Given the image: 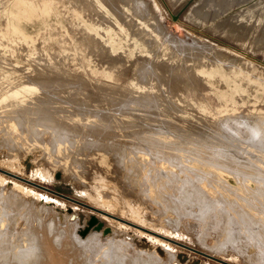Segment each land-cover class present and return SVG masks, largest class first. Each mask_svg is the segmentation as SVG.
<instances>
[{
	"label": "rangeland",
	"instance_id": "1",
	"mask_svg": "<svg viewBox=\"0 0 264 264\" xmlns=\"http://www.w3.org/2000/svg\"><path fill=\"white\" fill-rule=\"evenodd\" d=\"M112 1L114 2V4ZM122 1L0 0V72H5L0 73L3 76L1 78L0 75V82L2 83V85L0 84V94L2 92V96H0V109L3 108V106L7 105L5 107L7 110L5 108L3 110H0V120L3 121L0 122V227L2 225L3 228L4 226H10L17 229V232H15V234L13 233L14 235L11 237L12 242H14L16 245V243H20L21 238L23 240V238L26 237V235L19 236L20 234H18L20 229H23L25 227L35 226V229H38V224H40V226H47L51 220H57L56 225H58V228L61 229L64 228L66 220L71 221V223L74 222L75 226L73 225V232L75 231L74 234L76 235L75 237H73V241H75V243L77 239L76 237L79 238V242L86 243L88 241L87 238H90L89 233L93 235V238L96 237L95 239L97 242L96 244L95 242L93 244V242L89 241V246L85 248L82 253L81 251L79 253V251L76 250L78 251V256L76 253H73L75 251L73 249L74 251L72 250L71 253L74 255L70 253L71 256L70 258H68L69 260H66V262L69 264H111V260H113V258L115 259V256L117 262L113 260L112 264H121L128 258H123L125 257L123 256L125 252H127V254H130L129 257L131 259V257L135 255V253L133 254V249L130 248L131 246H126L125 249L124 246L120 247L118 245L119 247H116V243L118 242L117 240L119 239L126 240L127 238L131 239L133 236H138L140 240L145 243V245H148V248L150 249L155 245L160 244L157 239L151 237L150 235L139 233L134 234L132 233V230L130 228H127L120 223L110 222L106 220L105 217H102L99 214V212L91 210L82 205L81 202H84L96 206L100 209L114 212L115 214L125 218L128 221H131L138 225H142L147 229L176 239L178 242L184 244L185 246L181 245L182 248L180 249L173 247L172 245L171 247H173V249L178 252L179 257H185L186 261L188 262L187 264H220L216 260L210 259L207 256L195 252V250L190 251V248L209 253L231 264H264V237H262L264 236L262 235V233H264V208H262L263 206L257 207V209L259 208L261 212H258L259 209H249V207H245V205H243L246 204L245 202H242L244 200L239 199L242 197L244 199L247 196L246 200L249 201L248 197H251V194L249 195V193L251 192L250 189H255L257 186L255 185L256 182L251 178L260 173H264V138L262 137L264 135L260 134L261 132L262 134H264V131L261 130L262 128L264 130V119H262L264 118V43H261V41H259V38L264 34V0H256L253 4H248L247 6L250 5L248 8L251 9L249 12L245 10L240 11L238 9L239 7H232L225 13L220 11L221 13H219L217 17L213 16L212 12L192 10L191 8L196 0H136V3H140L139 9L137 6V12L140 13V15L136 11L131 10L132 7L130 0ZM127 3L130 4V11L129 7H127ZM46 6L55 7L58 13L57 15L59 16V19L62 20L63 25H59L57 23L58 17L56 18V15L48 16L47 18L43 17L46 24L41 23L42 17L37 14L40 10H44V7L46 8ZM123 6H126L125 10L122 9ZM143 6L145 9L141 11V7ZM121 10H124V12L127 14L126 15L124 13L126 17L123 15L124 19L127 18L125 19V21L129 20L130 24L131 20H136L135 22L138 25L137 27H139L140 25L141 30L142 27H144L143 21L145 23H149L151 21L152 23L157 24V26L154 27L150 22L149 27L145 26V28H143L145 29L143 34L142 32L139 33L140 36L136 32V39H142H139L138 43L144 46L143 49H138L137 45L135 46L131 43L130 45L129 42H127V39H125L124 37H120V34H124L127 32V34L129 35L131 32L130 28L123 27V32L119 31V35L117 34V30L120 29L119 27L124 26V20L121 19L123 17L120 16ZM139 10L141 12H139ZM117 11H120L119 14ZM73 13L77 15L79 14L80 16L78 15L77 17V15H74ZM234 13L237 14V17L232 19L231 16ZM129 14L131 17L129 16ZM81 19L84 23H86L87 21V23L95 25V27H97L96 29L99 37L97 35H94L95 33H89L90 31L83 29L84 27L80 22ZM233 24L236 26H233ZM151 26L157 29L159 28L162 39L168 41L169 45H171L175 40L174 38H176V40H183V43H186L187 45H193L194 43H196L198 46L203 47L212 46L211 53L208 52V57H205L206 60L200 57L197 59H200L201 62H216V60L219 59L222 63L224 62V68L231 71L240 70V73L237 74V78L239 79V81H241V84L245 85L246 90L242 91L240 89H234L229 85L227 81H223L224 76L222 77L217 71H214V73H205L201 71L198 68L197 64L194 66L193 60L191 59L188 60L186 58V62L184 63L183 59H185L187 55L189 56L190 53L186 51L187 49L183 50L182 48L184 47L180 44V46L177 45L178 48L181 47L180 50L175 46L174 43L171 45L173 52L179 54L177 60H174L175 58H177V56H175L174 54L170 56L166 54V56H164V51L167 52V50H160V46H158L156 42H153V39L150 36L148 37V32L153 30V27ZM130 27L133 28L132 25ZM146 28L148 29L146 30ZM127 30H129L130 32ZM144 34H147V38ZM117 35L119 39L117 38ZM114 38H116L119 42L121 40V42H118V45L116 43L111 44L110 40H113ZM124 39L126 40V42ZM151 39L152 41H150ZM143 40L145 43L143 44L142 42L141 44V41ZM202 43H204L205 45H202ZM123 44L125 46H123ZM173 46L175 49L173 48ZM154 54L156 55L154 56ZM51 59L52 61H50ZM169 59L171 60V62L169 61ZM48 60L50 63L48 62ZM53 61H55L54 63H56L57 65H60V67L57 65H55L56 67H54ZM45 62L46 64L44 65H47L46 67L43 65V63ZM225 63L227 66L225 65ZM39 64L40 67L38 66ZM228 65L233 66L234 69L232 67H229ZM182 66H185L184 70L188 68L190 70V73L194 72V67L199 77L205 76L206 78H204L203 81H200V83L196 81V83H192V79L190 77L191 74L187 72H185V74L182 73ZM85 67H88V69H86ZM34 68L38 69V71H36ZM41 68H43V71ZM49 68L52 72L54 70L55 72H50L49 75H46L50 71L48 70ZM59 68H62L63 70L65 69L64 72ZM144 69L146 70L144 71ZM242 69L244 72L242 71ZM34 70L35 72H33ZM44 70H46V73L44 72ZM102 70L104 73L102 72ZM30 71H32V75L30 74ZM60 71H62V74ZM37 72H40L39 76L38 74H36ZM57 72L59 73V75ZM90 72H93L94 74H91ZM33 73H35L36 75ZM54 73H57V75H55ZM109 73H111L112 75H109ZM179 73H182L184 75H180ZM24 74L26 75L23 76ZM29 75L31 77H29ZM174 76L175 78H173ZM37 77H39V79H37ZM179 77H181V80H179ZM33 78L34 81L32 82L31 80H33ZM44 78L47 81H44ZM81 78L84 80L81 81ZM164 78L166 79V81ZM78 79L79 81H77ZM159 79L162 81L159 82ZM54 80L56 81L54 82ZM31 82L33 83V86ZM38 82L40 84H37ZM94 82L97 83H95L94 85ZM101 82L109 84L106 85ZM4 83H6V86L8 84L10 85L5 88L6 86L4 85ZM16 83L18 85H16ZM41 83L45 84L44 87ZM48 83H50V86ZM100 84H103L105 88L109 85L111 87L107 88V90H103L105 88ZM64 85L68 93L73 90L71 91L70 95L65 92L66 90L64 89ZM136 85H138V88L136 87ZM153 85L155 86L153 87ZM16 86H18V88H15ZM139 86L142 87L140 88ZM147 86L149 88H147ZM38 87L42 89L46 88V93H44L45 91L43 93L45 94V96L47 95V93L48 95L45 97L44 95H41L40 92H37L36 89H38ZM33 88H36V91ZM57 88L59 90L63 88L62 90L65 92V94L60 93L63 91L56 90ZM13 89L15 94L12 91ZM7 90H9L10 92L8 93ZM55 90L57 92H54ZM15 91L20 92H18L17 94ZM29 92L30 94H27ZM36 92L38 93V95L36 94ZM78 92L81 93V101L79 100V98L75 100V97H78L76 96ZM19 93H21L20 95H27L26 97H28L30 101L35 102V105L37 102H39V104L37 103V106L39 107L40 105L41 108L39 107L37 108V110L48 109L47 111L54 112L55 116L57 117L65 119L66 117H64V115H66L68 117L66 120H75L73 123H76V125L79 127L78 128L75 125L76 136L73 133L72 135H70L72 137H68L66 139L65 136H62L63 138L58 140L57 138H55V136L57 135L56 130H54L53 128V130H50L48 129L50 127L45 128L46 126L37 125V122L32 123L29 126L30 128L25 127V125L23 124L25 130L21 125L18 124L15 125L16 127H14L11 124L10 120L12 118L11 111L14 109L12 108L13 101L15 103L19 100ZM55 93H59L58 95H56L57 97L55 96ZM66 93L68 97L66 96ZM9 94L11 95V97ZM35 94L38 97L35 96ZM63 94L65 95V97ZM105 94H107L108 96H106ZM14 95L17 96L13 97ZM171 95H173L174 98ZM40 96L44 97L42 98ZM102 96L104 97V99H102ZM32 97L34 98V100ZM54 97L58 100L56 99L55 101ZM36 98L40 100H35ZM106 98H109L108 103ZM116 98L121 99L117 100ZM49 99L50 101H48ZM66 99H69L70 102ZM99 99L100 102H104L103 104L106 103L108 105L105 106L102 103L99 104ZM8 100L13 101H10L11 104H8ZM78 100L80 103L78 102ZM217 100L224 103L228 107H233L235 109L223 110L221 112L216 109V107L218 108V104H216L218 103ZM40 101L42 103H40ZM52 102L56 104L54 105ZM96 103L100 107H98ZM167 103L172 105L168 106ZM44 104L46 105L45 108ZM67 104L68 107H66ZM10 105L12 107H10ZM69 106L71 109L69 108ZM36 107H34L35 109L32 107L34 109L33 112L36 111ZM56 107H58V109ZM64 107L67 109H65ZM60 109L61 111H59ZM53 110H57V112ZM66 111L67 113H65ZM75 111L79 116H77ZM120 111L123 115L120 113ZM33 112L31 111V113ZM62 112L63 115L61 116ZM18 114H21V112H19ZM97 114H99V117ZM234 114L237 116H235ZM242 114H244V116ZM8 115L11 118H7ZM70 116H73L72 119L70 118ZM104 116H106V120L104 119ZM107 116H109L108 118L110 119H108ZM248 116L252 117L253 119L251 118L250 120ZM222 117H224V119ZM245 117L248 118V121ZM102 118L103 122L102 124H100ZM225 119L226 121H224ZM260 119H262L263 121H261ZM218 120H221L222 122ZM260 121L263 123V125ZM31 122H33V120H31ZM245 122L246 124H248L247 126ZM254 124H256L257 126ZM81 125H85L87 127V130H81ZM260 126L261 129L259 128ZM20 127L22 128L20 129ZM95 127H98L97 131L95 130ZM168 127L169 129H167ZM236 127H238L239 129ZM255 127H258V130ZM135 129L140 130L138 131ZM165 129L167 132L165 131ZM10 130L11 132H9ZM19 130L22 131L19 132ZM148 131H152L154 133ZM52 132L53 137L51 135ZM208 133L210 134V136L207 135ZM256 133L258 135H256ZM11 134H14L15 136ZM17 134H19L22 138ZM25 134H27L26 136L30 138L28 139L27 137H24ZM145 134L146 136L148 134L147 138L149 137L148 139L150 140L143 139L146 137ZM13 136L14 138H11ZM40 136H42L43 138ZM167 136L169 138L171 137L170 139L177 138V140L181 142L182 140H185V142L190 143L191 146L192 142L195 143L198 141L199 144L200 140L201 145L209 144L208 146L212 147L215 145L216 147H218V155L212 154L214 157H216V159L213 160L212 158H209L212 155H209L208 150H206L208 154L205 153L204 149V152L200 150L197 153V150L195 151V148H192V155L191 153H189L191 155V159L188 153H178L179 151L177 152L176 149L172 151L169 146L165 145V143H168L170 141ZM254 136L256 140L258 139V142L254 139ZM4 137L8 141L9 139H11L9 142H12L16 137V139L12 143L23 141L21 143L22 145H20L21 148L15 146L13 149L9 148L10 150H8V147L12 148L13 146L12 143L9 142V145H6L5 142H3V140L5 139ZM136 137H139L142 142L139 141L138 138V140L135 139ZM150 137L152 138V144ZM41 138L45 139L41 140ZM166 138L168 141L166 140ZM18 139L19 141H16ZM26 140L29 142H27ZM146 140L147 142H145ZM156 140L157 142L159 140V142L161 143L163 140L164 145L162 143V145L160 146L163 148L158 149V143L153 142ZM45 141H49L51 147L53 145H59L61 147V153L58 154V151H55L54 153L51 152L50 154L46 153L43 149V143ZM143 142L148 143V145L142 144ZM46 143L48 144V142ZM140 143L143 146H141ZM153 144L155 145L152 147ZM195 146L196 145H194L193 147ZM176 147L178 148L180 146ZM152 148H154V150L152 151L156 152L157 150V152H153L154 154L152 153V151L150 152ZM166 148L170 150V153L171 151L173 152L172 154L175 159L177 156L178 158H180L181 156L183 158H180V160L177 158V163L176 160L171 155H169L170 153ZM219 148H222L221 150L224 151H220ZM158 150H160L161 152L167 150L168 154L163 152V156L160 151L158 153ZM227 151L230 152L228 153ZM219 152H221L222 154ZM199 154L200 156H197V159L195 156ZM228 154H231V156H229L230 158L228 157ZM219 155L223 158L226 157V159L224 160L227 162H225L222 157L220 158ZM167 156H171V158L173 159L168 158ZM160 157L161 159H159ZM193 157H195L196 159H193ZM200 157H203L202 160ZM233 157L236 159L235 161H233ZM204 158H206V160H211V162L210 160L209 162L210 164H212V166L209 163L207 164L212 167L211 171H213L214 173L212 174H219L227 182V186L220 185L222 187L220 189L216 184H212L213 176H210L211 173L209 175L206 174L209 172H206L207 164L205 163L206 161H203L205 160ZM219 158L220 160L222 159L221 161L223 163L219 160ZM227 159L230 160L229 163V160ZM237 160L240 161L239 164V161ZM136 161L139 162L137 163ZM200 162L202 164H198ZM212 162H217L218 164L222 163L223 165L225 164L227 166L232 163L231 168L236 167V170L238 169L237 171L233 172H235L237 175H241L243 173L245 174V177H247L248 173L256 168L254 172L250 173L252 177H247L246 180L244 179V177L242 178V181L244 182L243 185L246 186L245 188L248 194L245 195L246 191L243 193L237 190L240 185H237L239 183H236V174L232 172L230 166L227 167L224 165V167L221 164L220 167L224 168L221 169L219 165L218 167H216L217 163L213 164ZM182 163L185 164L182 165ZM241 164L242 167L240 166ZM134 165H137V168H134ZM243 165H245L247 168ZM2 169L13 173L15 177L9 176L10 174L7 175L2 171ZM256 171H258V174L255 173ZM202 174L204 175L200 176ZM205 174L208 176H206ZM16 176L34 181L41 186H36L28 182L21 181L20 179L16 178ZM197 176H199L200 178ZM204 176L206 179H208L207 181L203 178ZM260 179L263 180H259V183L261 184L259 185L262 186L264 185V176L260 177ZM166 184L168 186H166ZM191 184L193 185V187ZM184 185L186 186L185 188ZM187 186H191L192 189L195 186L196 189L194 188L193 190H197V192L195 191L194 193H201L199 195H201L202 198L204 197L205 202L212 201L214 205H212L213 203L211 202L212 207L211 205H209V208H207L204 205L189 202L188 198V202L186 201V199L183 201L184 197H189L188 195L190 194L189 190H187ZM213 186L215 188H213ZM43 187L45 188L43 189ZM209 187L213 188L214 193H209L206 191ZM47 188L49 189V191L46 190ZM248 189L250 190V192L248 191ZM237 191L238 193H236ZM184 193H186L187 196ZM203 195H205L206 197ZM237 195H239L238 198ZM65 196L72 197L80 202H77L75 205H73L65 198ZM235 200L240 205L237 204ZM234 205H236V208H234ZM238 205H243V207H239ZM254 205L256 207V204ZM211 210H213L215 213L212 211V214ZM241 210L243 211V214ZM239 212L242 216L238 215L240 214ZM246 214H248L249 216H247ZM206 215H210L209 218L206 217L207 220L205 219ZM246 216L248 218H244ZM90 217L93 218V221L87 227V229H85ZM218 217H221V219ZM250 217L253 218L251 219ZM249 219L252 220L250 222V225H248V222L250 221ZM259 219L261 220V222H263H260V227L258 226V221H260ZM245 221L247 222L245 223V225L249 226V228L252 224H255L259 228H256L255 226L254 230H252V227H254L252 226L250 229L248 228V231L247 227H245L243 224ZM97 223H100V228L91 231L94 225H96ZM102 227H107L108 229L103 231ZM259 229L263 231H261L262 236L260 235V233H258L260 231ZM247 231L249 233H247ZM255 231L257 232V234H255ZM39 241L40 239L38 240V243ZM26 245H29V243L27 242ZM112 247L115 248L116 251L120 249L121 253L120 250L118 251L119 253H116V251ZM127 247L129 249H127ZM122 249L127 251H124ZM118 254L122 255L120 256ZM73 256H77V259L75 257L74 260ZM79 257L81 258L79 259ZM84 257L86 259H84ZM72 259L74 262H71ZM118 259L124 260L122 262H118ZM130 263L135 264L133 259H131V261L129 262H126V264ZM177 263L181 264L180 261H177V259H175L173 264Z\"/></svg>",
	"mask_w": 264,
	"mask_h": 264
},
{
	"label": "bare ground",
	"instance_id": "2",
	"mask_svg": "<svg viewBox=\"0 0 264 264\" xmlns=\"http://www.w3.org/2000/svg\"><path fill=\"white\" fill-rule=\"evenodd\" d=\"M92 1H94V0H92ZM122 1V0H121ZM126 1V0H125ZM131 2V10L132 11H138L137 10V6H138V9H139V5H140V3L138 4V3H136V0H130ZM256 0H196V2L193 4V6H192V10H197V11H199V10H201V11H208V12H212L213 13V16H216L217 17V15L219 14V13H221V12H223V13H225L226 11H228L229 9H231L232 7H239L238 9L240 10V11H250L251 9L250 8H248L249 6H247L248 4H253L254 2H255ZM113 2V1H112ZM120 2V1H119ZM128 2V1H127ZM138 2V1H137ZM96 4V3H95ZM112 4V3H111ZM113 4H114V2H113ZM119 4V3H118ZM121 4V3H120ZM122 4H123V1H122ZM125 4V3H124ZM130 4H128L127 3V7H129V11H130V6H129ZM142 5V4H141ZM84 6V5H83ZM99 6V5H98ZM120 6V5H119ZM122 6V5H121ZM93 7H94V5H93ZM125 7L126 6H123L122 7V9H124L125 10ZM243 7V8H242ZM114 8V7H113ZM242 8V9H241ZM43 9V8H42ZM73 9H75V8H73ZM143 9H145L144 8V6L143 7H141V11L143 10ZM117 10V9H116ZM124 10H121V12H120V16H122L123 17V15H124ZM127 11V10H126ZM140 10H139V12H141ZM221 11V12H220ZM77 12V11H76ZM104 12V11H103ZM118 12V11H117ZM119 12H118V14H119ZM79 13V12H78ZM128 13H130V12H128ZM134 13V12H133ZM138 13V12H137ZM136 13V14H137ZM58 13H57V10L55 9V7H53V6H51V7H47L46 6V8L44 7V10H40L39 11V13L37 14V15H40L41 17H42V21H41V23L42 24H46V22L44 21V19H43V17L44 18H47L48 16H52V15H56V18H57V23L59 24V25H63V22H62V20L61 19H59V16L57 15ZM74 14V13H73ZM94 14V13H93ZM101 14V13H100ZM126 14V13H125ZM139 15H140V13H138ZM74 15H77V14H74ZM79 15V14H78ZM78 15H77V17H78ZM103 15V14H102ZM107 15V14H106ZM127 15V14H126ZM135 15V14H134ZM142 15H143V13H142ZM80 16V15H79ZM101 16V15H100ZM118 16V15H117ZM120 16H119V18H120ZM125 16V15H124ZM129 16H130V14H129ZM147 16V15H146ZM146 16H145V18H146ZM126 17V16H125ZM131 17V16H130ZM138 17V16H137ZM237 17V14H233L232 16H231V18L232 19H234V18H236ZM104 18V17H103ZM107 18V17H106ZM73 19H75V18H73ZM84 19V18H83ZM108 19H110V18H108ZM122 20H124V26H121V27H119L120 29L119 30H117V34L119 33V31H122L123 32V27L125 28V27H127V28H130V30H131V32L129 31V30H127V31H129L130 32V34L128 35L127 33V31H125V32H127V33H124V34H120L121 36L120 37H124L125 39H127V42H129V44L131 43L132 45H137V47H138V49H143L144 48V46H142V45H140L139 43H138V40L140 39H136L137 37H136V35L138 34L139 35V33L140 32H142V34H143V32L145 31V29H143V28H145V26L146 27H149V23L151 22H149V20H148V22L149 23H145L144 21H143V23H144V27H142V30H141V28H140V25H139V27H137L138 25H137V23L134 21V20H131L130 21V24L133 26V28H131L130 26V24H129V20H126L125 21V19H127V18H125L124 19V17L123 18H121ZM143 19V18H142ZM141 19V20H142ZM107 20V19H106ZM86 21V20H85ZM94 21V20H93ZM128 21V22H127ZM133 21V22H132ZM146 21V20H145ZM81 25L84 27L83 29H85V30H87V31H90L89 33H95L94 35H97L98 37H99V34H98V32H97V27H95V25H93V24H90V23H87V21H86V23H84L83 22V20L81 19ZM135 22V23H134ZM142 23V22H141ZM112 24H113V22H112ZM138 24H140V23H138ZM151 24L154 26V27H156L157 26V24H155V23H152L151 22ZM80 25V24H79ZM78 25V26H79ZM111 25V24H110ZM142 25V24H141ZM153 26H151V27H153ZM233 26H236V25H234L233 24ZM118 27V26H117ZM153 27V30H151V31H149L148 32V37L150 36L152 39H153V42H156V44L158 45V46H160V50H163L164 51V49L165 50H167V52L166 51H164V53H165V55L164 56H166V54H168L169 56L170 55H172V54H174L175 56H177V58H175L174 60H177L178 59V57H179V54L178 53H174L173 52V49H172V44L174 43L175 44V46L177 47V45H181V46H183L184 48H182L183 50L185 49H187L186 51L188 52V53H190V55L188 56L187 55V57H185V59H183V62L185 63L186 61V58L188 59V60H193V63H194V66L197 64L198 65V68L201 70V71H203V72H205V73H214V71H217L222 77L224 76V79H223V81H227L228 83H229V85L230 86H232L234 89H240V90H242V91H245L246 90V87H245V85H243V84H241L240 82L241 81H239V79L237 78V74L238 73H240V70H236V71H231V70H228V69H226V68H224L223 67V65H224V62L222 63L221 62V60H219V59H217L216 60V62H201L200 61V59H197V58H203V59H205V57L207 58L208 56V52H210L211 53V51H212V46H206V47H203V46H198L196 43H194L193 45H187L186 43H183V40H181V39H178V40H176V38H174L175 40H174V42L171 44V42H170V44L171 45H169V42L168 41H166V40H163L162 39V36L160 35V30H159V28L157 29V28H154ZM126 28V29H127ZM148 28H146V30H147ZM152 29V28H151ZM106 30V29H105ZM121 32V33H122ZM136 32H137V34H136ZM86 33V32H85ZM146 33V32H145ZM88 34V33H87ZM101 34V33H100ZM141 34V35H142ZM90 35V34H89ZM102 35V34H101ZM119 35V34H118ZM118 35H117V38H118ZM145 35V34H144ZM143 35V36H144ZM103 36H104V33H103ZM109 36V35H108ZM140 36V35H139ZM138 36V37H139ZM147 36V34L145 35V37ZM25 37V36H24ZM93 37H95V36H93ZM23 38V37H22ZM26 38V37H25ZM24 38V39H25ZM106 38V37H105ZM144 38V37H143ZM147 38V37H146ZM119 39V38H118ZM124 39V40H125ZM152 39L150 40V41H152ZM167 39V38H166ZM173 39V38H172ZM140 40H142V39H140ZM145 40V39H144ZM144 40L143 41H141V44H142V42H143V44L145 43L144 42ZM168 40V39H167ZM111 41V44H117L119 41H117V39L116 38H114L113 40L111 39L110 40ZM148 41V40H147ZM170 41V40H169ZM259 41H261V43H264V34L259 38ZM120 42H121V40H120ZM119 42V43H120ZM125 42H126V40H125ZM125 42H123V43H125ZM140 42V41H139ZM185 42V41H184ZM87 43V42H86ZM183 45H182V44ZM260 43V44H261ZM125 44H127V43H125ZM130 44V45H131ZM15 45V44H14ZM118 45V44H117ZM120 45V44H119ZM122 45V44H121ZM179 45V46H180ZM202 45H205L204 43H202ZM262 45V44H261ZM123 46H125L124 44H123ZM129 46V45H128ZM9 47V46H8ZM112 47H113V45H112ZM117 47V46H116ZM132 47H134V46H132ZM123 48V47H122ZM134 48H136V47H134ZM148 48V47H147ZM173 48H174V46H173ZM178 48V47H177ZM176 48V49H177ZM181 48V47H180ZM180 48H178L179 50H180ZM9 49V48H8ZM150 49V48H149ZM148 49V50H149ZM175 49V48H174ZM122 50V49H121ZM151 50V49H150ZM149 50V51H150ZM126 51V50H125ZM135 51V50H134ZM143 51V50H142ZM145 51V50H144ZM147 51V50H146ZM148 51V52H149ZM162 51V52H163ZM147 52V53H148ZM143 53V52H142ZM150 53V52H149ZM163 53V54H164ZM50 54V53H49ZM182 54V53H181ZM41 55V54H40ZM112 55V54H111ZM131 55V54H130ZM156 54H154V56H155ZM213 55V54H212ZM43 56V55H42ZM53 56V55H52ZM127 56V55H126ZM129 56V55H128ZM210 56V55H209ZM216 56V55H215ZM214 56V57H215ZM46 57V56H45ZM54 57V56H53ZM172 57H174V56H172ZM171 57V58H172ZM55 59V58H54ZM41 60V59H40ZM130 60V59H129ZM202 60V59H201ZM206 60V59H205ZM208 60V59H207ZM45 61H47V60H45ZM50 61H52V59L50 60ZM169 61L171 62V60L169 59ZM203 61V60H202ZM223 61V60H222ZM42 62V61H41ZM48 62H49V60H48ZM55 61H53V63H54ZM166 62V61H165ZM168 62V61H167ZM226 62V61H225ZM228 62V61H227ZM38 63V62H37ZM50 63V62H49ZM78 63V62H77ZM89 63V62H88ZM172 63H174V62H172ZM176 63V62H175ZM42 64V63H41ZM44 64H46V62L45 63H43V65ZM52 64V63H51ZM50 64V65H51ZM138 64V63H137ZM136 64V65H137ZM229 64H232V63H229ZM55 65H57L56 63H54V67H56ZM90 65V64H89ZM88 65V66H89ZM141 65V64H140ZM145 65V64H144ZM174 65V64H173ZM225 65H226V63H225ZM37 66V65H36ZM35 66V67H36ZM39 67H40V64L38 65ZM45 66V65H44ZM43 66V67H44ZM47 66V65H46ZM45 66V67H46ZM57 66H59L60 67V65H57ZM149 66V65H148ZM186 66V65H185ZM184 66V67H185ZM227 66V65H226ZM229 66V65H228ZM239 66V65H238ZM130 67V66H129ZM139 67V66H138ZM137 67V68H138ZM180 67V66H179ZM184 67L182 66V73H184L185 74V72H187V73H190V70L187 68V69H185L184 70ZM191 67V66H190ZM189 67V68H190ZM229 67H232L233 68V66H229ZM236 67V66H235ZM1 68V67H0ZM21 68V67H20ZM32 68V67H31ZM38 68V67H37ZM50 68H51V66H50ZM50 68L48 69V70H50ZM52 68H53V66H52ZM86 69H88V67H85ZM173 68V67H172ZM171 68V69H172ZM237 68H239V67H237ZM3 69V68H2ZM35 69V68H34ZM42 69V71H43V68H41ZM45 69V68H44ZM60 70L62 69V68H59ZM139 69V68H138ZM193 69H194V72H192V73H190L191 74V79H192V83L193 82H198V83H200V81H203V79L204 78H206L205 76H201V77H199V75L196 73V69L193 67ZM192 69V70H193ZM234 69V68H233ZM239 69H241V68H239ZM36 71H38V69H35ZM35 70L33 71V72H35ZM63 70V69H62ZM65 70V69H64ZM64 70H63V72H64ZM136 70V69H135ZM140 70V69H139ZM146 69H144V71H145ZM46 70H44V72H45ZM153 71V70H152ZM151 71V72H152ZM184 71V72H183ZM242 71H243V69H242ZM241 71V72H242ZM31 72L32 71H30V74H31ZM48 72V71H47ZM50 72H52L51 70L46 74V75H49V73ZM53 72H55V70L53 71ZM52 72V73H53ZM61 72V74H62V71H60ZM102 72H103V70H102ZM101 72V73H102ZM142 72V71H141ZM148 72V71H147ZM150 72V73H151ZM244 72V71H243ZM0 73H5L4 71L2 72H0ZM9 73V72H8ZM46 73V72H45ZM45 73H43V74H45ZM58 73V72H57ZM57 73L55 74V75H57ZM67 73H68V70H67ZM89 73V72H88ZM91 73V72H90ZM104 73V72H103ZM108 73V72H107ZM138 73V72H137ZM181 73V74H182ZM186 73V74H187ZM7 74V73H6ZM27 74V73H26ZM26 74H24L23 76H25ZM33 74H35V73H33ZM36 74H38V76H39V74H40V72L38 73H36ZM35 74V75H36ZM42 74V75H43ZM53 74V75H54ZM91 74H94L93 72L91 73ZM140 74V73H139ZM149 74V73H148ZM172 74V73H171ZM180 74V73H179ZM180 74V75H181ZM184 74H182V75H184ZM231 74V75H230ZM1 75V74H0ZM4 75V74H3ZM32 75V74H31ZM34 75V76H35ZM58 75H59V73H58ZM103 75V74H102ZM109 75H112L111 73H109ZM142 75V74H141ZM159 75V74H158ZM33 76V77H34ZM44 76V75H43ZM42 76V77H43ZM62 76V75H61ZM80 76V75H79ZM92 76V75H91ZM135 76H137V75H135ZM146 76V75H145ZM153 76V75H152ZM177 76H179V75H177ZM240 76V75H239ZM3 76L1 75V78H2ZM27 77V76H26ZM29 77H31L30 75H29ZM45 77V76H44ZM48 77V76H47ZM51 77V76H50ZM53 77V76H52ZM76 77V76H75ZM83 77V76H82ZM94 77V76H93ZM96 77V76H95ZM102 77V76H101ZM104 77V76H103ZM112 77V76H111ZM154 77V76H153ZM163 77V76H162ZM171 77V76H170ZM22 78V77H21ZM24 78V77H23ZM62 78V77H61ZM63 78H64V76H63ZM84 78V77H83ZM89 78H91V77H89ZM106 78H108V77H106ZM143 78V77H142ZM141 78V79H142ZM173 78H175V76L173 77ZM180 79L179 80H181V77H179ZM25 79V78H24ZM36 79V78H35ZM37 79H39V77H37ZM36 79V80H37ZM40 79H41V76H40ZM57 79H58V76H57ZM79 79H80V77H79ZM79 79L77 80V81H79ZM97 79V78H96ZM140 79V80H141ZM163 79V78H162ZM165 79V78H164ZM28 80V79H27ZM29 80H30V78H29ZM44 81L46 80L45 78L43 79ZM49 80V79H48ZM60 80V79H59ZM82 80H84V79H82L81 78V81ZM94 80V79H93ZM102 80V79H101ZM100 80V81H101ZM116 80V79H115ZM174 80V79H173ZM9 81V80H8ZM32 82L34 81V78H33V80H31ZM42 81V80H41ZM43 81V82H44ZM47 81V80H46ZM50 81V80H49ZM56 80H54V82H55ZM97 81V80H96ZM159 82L160 81H162V80H158ZM165 81H166V79H165ZM178 81V80H177ZM176 81V82H177ZM184 81V80H183ZM183 81H180V82H183ZM26 82V81H25ZM31 82V83H32ZM37 82V81H36ZM53 82V83H54ZM58 82V81H57ZM65 82V81H64ZM98 82V81H97ZM97 82H94V85H95V83H97ZM107 82V81H106ZM186 82H187V79H186ZM195 82V83H196ZM52 83V82H51ZM60 83H61V81H60ZM62 83H63V81H62ZM67 83V82H66ZM101 83H104V82H101ZM171 83H172V81H171ZM174 83V82H173ZM0 84L2 85V83L0 82ZM6 83H4V85H5ZM34 84H35V82H34ZM37 84H40L39 82L37 83ZM36 84V85H37ZM41 84H43V83H41ZM45 84H46V82H45ZM45 84H43L42 86L44 87V85ZM49 84V86H50V83H48ZM80 84V83H79ZM104 84H109V83H104ZM138 84V83H137ZM154 84V83H153ZM182 84V83H181ZM184 84V83H183ZM187 84V83H186ZM188 84H189V82H188ZM8 85H10V84H8ZM7 85V86H8ZM14 85V84H13ZM12 85V86H13ZM16 85H18L17 83H16ZM24 85V84H23ZM26 85V84H25ZM29 85V84H28ZM58 85H60V84H58ZM66 85V84H65ZM65 85H64V89H65ZM101 85V84H100ZM150 85V84H149ZM165 85V84H164ZM200 85V84H199ZM198 85V86H199ZM6 86V85H5ZM7 86L5 87V88H7ZM27 86V85H26ZM30 86H31V84H30ZM29 86V87H30ZM32 86H33V83H32ZM48 86V85H47ZM99 86V85H98ZM101 86H103V84L101 85ZM155 85H153V87H154ZM158 86V85H157ZM156 86V87H157ZM160 86V85H159ZM168 86V85H167ZM175 86V85H174ZM246 86H247V84H246ZM10 87V86H9ZM28 87V88H29ZM36 87V86H35ZM46 87V86H45ZM56 87V86H55ZM59 87V86H58ZM62 87V86H61ZM104 87V86H103ZM109 87H111L110 85L108 86V87H104L105 89H103V90H107V88H109ZM136 87L138 88V85H136ZM140 87V86H139ZM142 87V86H141ZM140 87V88H141ZM161 87V86H160ZM173 87V86H172ZM188 87V86H187ZM251 87H252V85H251ZM2 88H3V86H2ZM5 88H4V91H5ZM15 88H18V86H16ZM27 88V87H26ZM96 88V87H95ZM99 88V87H98ZM147 88H149L148 86H147ZM1 89V88H0ZM12 89V88H11ZM10 89V90H11ZM31 89V88H30ZM34 89V88H33ZM32 89V90H33ZM36 89V88H35ZM34 89V90H35ZM63 89V88H62ZM62 89H60V90H62ZM100 89V88H99ZM101 89H102V87H101ZM117 89V88H116ZM123 89H124V87H123ZM151 89V88H150ZM164 89V88H163ZM170 89H171V87H170ZM16 90V89H15ZM33 90V91H34ZM37 90V92H40L41 93V95H44L45 96V94L44 93H46V88L45 89H42V88H39L38 87V89H36ZM35 90V91H36ZM47 90H48V88H47ZM56 90H59L58 88L56 89ZM54 91V92H57V91ZM59 90V91H60ZM66 90V89H65ZM120 90V89H119ZM131 90V89H130ZM149 90V89H148ZM188 90H190V89H188ZM248 90V89H247ZM13 91V93H14V89L12 90ZM11 91V92H12ZM29 91V90H28ZM34 91V92H35ZM45 91V92H44ZM49 91H50V89H49ZM63 91V90H62ZM71 91H73V90H71ZM71 91H70V93H71ZM136 91V90H135ZM151 91H153V90H151ZM169 91H171V90H169ZM202 91H203V89H202ZM251 91V90H250ZM7 92L9 93L10 91L9 90H7ZM16 92V91H15ZM18 92H20V91H17L16 93L18 94ZM36 92V94L38 95V93ZM44 92V93H43ZM65 92H67V90L65 91ZM65 92L63 91V92H60V93H64L65 94ZM75 92V91H74ZM166 92V91H165ZM164 92V93H165ZM191 92V91H190ZM33 93V92H32ZM32 93H31V95H32ZM43 93V94H42ZM51 93H53V92H51ZM68 93V92H67ZM67 93H66V96L68 97V95H67ZM70 93H68L69 95H70ZM109 93V92H108ZM110 93H111V91H110ZM113 93V92H112ZM168 93H170V92H168ZM1 94H2V92H1ZM0 94V96H2ZM12 94V93H11ZM15 94V93H14ZM21 93H19V95H20ZM27 94H30V92L29 93H27ZM35 94V96H37ZM59 94V93H58ZM57 93H55V96L56 95H58ZM63 94V95H64ZM75 94V93H74ZM190 94V93H189ZM207 94V93H206ZM10 95V94H9ZM30 95V96H31ZM34 95V94H33ZM47 95H48V93H47ZM46 95V96H47ZM50 95V94H49ZM72 95H73V93H72ZM106 96H108L107 94H105ZM162 95V94H161ZM170 95V94H169ZM183 95V94H182ZM185 95V94H184ZM186 95H187V90H186ZM195 95V94H194ZM193 95V96H194ZM5 96V95H4ZM15 96H17V95H14L13 97H15ZM27 95H20L19 97H18V101H16L15 103H14V101L13 100H8V104H11L10 103V101H13V107L10 105V107H12V108H14L12 111H11V116H12V118L11 117H9V115H8V117L7 118H11L10 120H11V124L14 126V127H16L15 125L16 124H18V125H21L22 127H23V124L25 125V127H29L32 123H34V122H37L38 124L37 125H41V126H46L45 128H48V127H50V128H48V129H50V130H56L55 132L57 133V135L55 136V138H57L58 140L59 139H61V138H63L62 136H65V138L67 139L68 137H72V136H70V135H72L73 133H74V135H75V125H76V123H73L75 120H70V119H68V120H70V121H68V120H66L68 117L66 116V115H64V117H66L65 119H63V118H60V117H57V116H55V114H54V112H51V111H47V110H44V109H38L37 110V108H39L40 107V105H39V107L37 106V103L39 104V102H37L36 103V105L34 104L35 102H32V101H30V99H28V97H26ZM35 96H34V98H35ZM44 96H40V97H44ZM45 96V97H46ZM62 96V95H61ZM76 96H78V97H75V100L77 99V98H79V100H80V97H81V93H77V95ZM105 96V97H106ZM115 96V95H114ZM148 96V95H147ZM150 96V95H149ZM173 98H174V96L173 95H171ZM170 96V97H171ZM190 96V95H189ZM10 97H11V95H10ZM38 97V96H37ZM39 97V98H40ZM57 97V96H56ZM63 97V96H62ZM64 97H65V95H64ZM71 97V96H70ZM103 97V96H102ZM112 97V96H111ZM123 97V96H122ZM151 97V96H150ZM155 97V96H154ZM153 97V98H154ZM160 97V96H159ZM162 97V96H161ZM180 97V96H179ZM1 98V97H0ZM33 98V97H32ZM34 98H33V100H34ZM51 98V97H50ZM55 98V97H54ZM210 98H212V97H210ZM41 99V98H40ZM39 99V100H40ZM47 99V98H46ZM56 99L57 98H55V101H56ZM65 99V98H64ZM102 99H104V97L102 98ZM107 99V103L109 102L108 101V99L109 98H106ZM105 99V100H106ZM117 100H120L119 98H116ZM35 100H38L37 98L35 99ZM38 100V101H39ZM42 100H45V99H42ZM52 100V99H51ZM58 100V99H57ZM62 100H63V98H62ZM67 100V99H66ZM65 100V101H66ZM79 100H78V102H79ZM133 100V99H132ZM154 100V99H153ZM156 100V99H155ZM159 100V99H158ZM170 100V99H169ZM181 100V99H180ZM4 101V100H3ZM2 101V102H3ZM48 101H50V99L48 100ZM54 101V100H53ZM59 101H60V99H59ZM58 101V102H59ZM67 101H69V99L67 100ZM70 101H71V98H70ZM69 101V102H70ZM81 101V100H80ZM101 101H103V100H101ZM122 101V100H121ZM150 101V100H149ZM161 101V100H160ZM218 101V100H217ZM57 102V103H58ZM99 104L100 103H102V102H100V99H99ZM97 102V103H98ZM106 102V101H105ZM111 102V101H110ZM130 102V101H129ZM159 102V101H158ZM163 102V101H162ZM167 102V101H166ZM166 102H165V104H166ZM171 102V101H170ZM40 103H42L41 101H40ZM44 103H46V102H44ZM48 103V102H47ZM53 103V102H52ZM68 103V102H67ZM80 103V102H79ZM96 103V105L98 106V104ZM104 103V102H103ZM102 103V104H103ZM123 103V102H122ZM121 103V104H122ZM154 103V102H153ZM157 103V102H156ZM207 103H209V102H207ZM1 104V103H0ZM5 104V103H4ZM50 104V103H49ZM54 105L56 104V103H53ZM58 104H60V103H58ZM62 104H64V103H62ZM83 104V103H82ZM110 104V103H109ZM143 104V103H142ZM159 104V103H158ZM164 104V105H165ZM168 104V103H167ZM216 104H218L217 106H218V108L216 107V109H218L219 111H223V110H234L235 108H233V107H228L227 105H225L224 103H222V102H220V101H218V103H216ZM35 105V106H34ZM45 105V104H44ZM43 105V106H44ZM48 105V104H47ZM61 105V104H60ZM70 105V104H69ZM75 105V104H74ZM81 105V104H80ZM85 105V104H84ZM83 105V106H84ZM103 105H108V104H103ZM111 105H114V104H111ZM123 105V104H122ZM145 105V104H144ZM153 105V104H152ZM169 105H172V104H168V106ZM209 105V104H208ZM7 106V105H6ZM6 106H3V108H1L0 110H3ZM37 106V107H36ZM53 106V105H52ZM51 106V107H52ZM57 106V105H56ZM73 106V105H72ZM86 106V105H85ZM110 106V105H109ZM159 106V105H158ZM161 106V105H160ZM1 107V106H0ZM9 107V108H10ZM34 107H36V111L35 112H33L34 111V109L33 108ZM46 107V105L44 106V108ZM60 107V106H59ZM62 107V106H61ZM66 107H68V104L66 105ZM98 107H100V106H98ZM176 107V106H175ZM179 107V106H178ZM177 107V108H178ZM41 108V107H40ZM49 108V107H48ZM57 109H58V107H56ZM55 108V109H56ZM63 108V107H62ZM65 108V107H64ZM69 108H70V106H69ZM75 108V107H74ZM79 108V107H78ZM81 108V107H80ZM104 108V107H103ZM150 108V107H149ZM6 109V108H5ZM33 109V110H32ZM53 109V108H52ZM65 109H67V108H65ZM71 109V108H70ZM215 109V110H216ZM7 110V109H6ZM62 110H64V109H62ZM69 110V109H68ZM73 110H76V109H73ZM72 110V111H73ZM78 110V109H77ZM84 110V109H83ZM107 110V109H106ZM176 110V109H175ZM174 110V111H175ZM207 110V109H206ZM10 111V110H9ZM8 111V112H9ZM31 111L33 112V113H31ZM53 111H56L57 112V110H53ZM59 111H61V109L59 110ZM178 111H180V110H178ZM4 112H5V110H4ZM19 112H21V114H18ZM84 112V111H83ZM91 112V111H90ZM94 112V111H93ZM130 112V111H129ZM182 112V111H181ZM58 113H60V112H58ZM57 113V114H58ZM65 113H67V111L65 112ZM71 113V112H70ZM75 113H76V111H75ZM74 113V114H75ZM81 113H82V111H81ZM120 113H121V111H120ZM124 113V112H123ZM218 113V112H217ZM232 113V112H231ZM72 114H73V112H72ZM77 114V113H76ZM96 114V113H95ZM122 114V113H121ZM120 114V115H121ZM160 114V113H159ZM59 115V114H58ZM63 115V112H62V114H61V116ZM91 115V114H90ZM94 115V114H93ZM98 115V117H99V114H97ZM96 115V116H97ZM119 115V116H120ZM123 115V114H122ZM131 115V114H130ZM157 115V114H156ZM229 115H231V114H229ZM235 115V114H234ZM233 115V116H234ZM243 116H244V114H242ZM69 116V115H68ZM73 116H75V115H73ZM72 116V117H73ZM77 116H79L78 114H77ZM87 116V115H86ZM92 116V115H91ZM102 116V115H101ZM136 116V115H135ZM144 116V115H143ZM235 116H237V115H235ZM260 116V115H259ZM72 117L70 116V118L72 119ZM93 117V116H92ZM91 117V118H92ZM105 118V120H106V116H104ZM109 116H107V118H108ZM225 117H227V116H225ZM231 117V116H230ZM240 117V116H239ZM249 117V116H248ZM94 118V117H93ZM223 119H224V117H222ZM238 118V117H237ZM246 119H247V121H248V118L247 117H245ZM250 118V120H251V118L252 117H249ZM262 118V117H261ZM82 119V118H81ZM80 119V120H81ZM90 119V118H89ZM108 119H110V118H108ZM136 119V118H135ZM154 119V118H153ZM219 119V118H218ZM223 119H222V121H223ZM253 119V118H252ZM255 119V118H254ZM257 119V118H256ZM262 119H264V118H262ZM262 119H260L261 121H263ZM31 120H33V122H31ZM79 120V119H78ZM101 120V119H100ZM99 120V121H100ZM149 120V119H148ZM158 120V119H157ZM85 121V120H84ZM83 121V122H84ZM98 121V122H99ZM120 121V120H119ZM162 121V120H161ZM164 121V120H163ZM218 121H221V120H218ZM221 121V122H222ZM224 121H226V119L224 120ZM241 121V120H240ZM244 121V120H243ZM246 121V122H247ZM260 121V122H261ZM0 122H3V121H1L0 120ZM88 122V121H87ZM102 122H103V118H102V121H101V123L100 124H102ZM237 122V121H236ZM242 122V121H241ZM246 122H245V124H246ZM257 122H259V121H257ZM9 123H10V121H9ZM92 123V122H91ZM239 123V122H238ZM244 123V122H243ZM250 123V122H249ZM254 123V122H253ZM262 123V122H261ZM260 123V124H261ZM1 124V123H0ZM7 124H8V121H7ZM85 124V123H84ZM149 124V123H148ZM241 124V123H240ZM251 124H252V122H251ZM257 124V123H256ZM256 124H254V125H256ZM79 125V124H78ZM87 125V124H86ZM99 125V124H98ZM141 125V124H140ZM242 125V124H241ZM240 125V126H241ZM248 124H246V126H247ZM262 125H263V123H262ZM7 126V125H6ZM13 126H11V127H13ZM35 126V125H34ZM33 126V127H34ZM77 126V125H76ZM92 126V125H91ZM118 126H119V124H118ZM223 126V125H222ZM221 126V127H222ZM243 126V125H242ZM257 126V125H256ZM22 127H20V129L22 128ZM78 127V126H77ZM224 127V126H223ZM264 127V126H263ZM8 128V127H7ZM18 128V127H17ZM24 128V127H23ZM30 128V127H29ZM36 128V127H35ZM43 128V127H42ZM41 128V129H42ZM53 128V129H52ZM79 128V127H78ZM80 128H81V130L82 129H84L85 131L87 130V127L85 126V125H81L80 126ZM98 128V127H97ZM97 128L95 127V130L97 131ZM144 128V127H143ZM197 128V127H196ZM227 128V127H226ZM236 128H238V127H236ZM255 128H257V130H258V127H255ZM260 129H261V126L259 127ZM9 129V128H8ZM10 129H12V128H10ZM14 129V128H13ZM19 129V128H18ZM39 129V128H38ZM44 129V128H43ZM119 129V128H118ZM132 129V128H131ZM167 129H169V127L167 128ZM235 129V128H234ZM239 129V128H238ZM250 129V128H249ZM24 130H25V128H24ZM36 130V129H35ZM45 130V129H44ZM78 130V129H77ZM80 130V129H79ZM93 130V129H92ZM112 130V129H111ZM135 130H138V129H135ZM140 130V129H139ZM138 130V131H139ZM262 131H264L263 130V128L261 129ZM20 131H22V130H19V132ZM28 131V130H27ZM29 131H30V129H29ZM94 131V130H93ZM165 131H166V129H165ZM204 131V130H203ZM260 131V130H259ZM9 132H11V130L9 131ZM13 132V131H12ZM14 132H15V130H14ZM25 132V131H24ZM31 132H32V130H31ZM36 132V131H35ZM43 132V131H42ZM42 132H41V134H42ZM47 132V131H46ZM54 132V131H53ZM53 132H52V137H53ZM77 132V131H76ZM79 132V131H78ZM83 132V131H82ZM81 132V133H82ZM99 132V131H98ZM146 132V131H145ZM148 132H152V131H148ZM167 132V131H166ZM179 132H181V131H179ZM205 132V131H204ZM208 132V131H207ZM240 132V131H239ZM248 132V131H247ZM261 132V131H260ZM28 133V132H27ZM38 133H39V131H38ZM37 133V134H38ZM91 133V132H90ZM102 133H103V131H102ZM136 133V132H135ZM152 133H154V132H152ZM159 133V132H158ZM210 133V132H209ZM207 134V135H209L210 136V134ZM233 133V132H232ZM242 133V132H241ZM259 133V132H258ZM24 134V133H23ZM29 134H30V132H29ZM40 134V135H41ZM151 134V133H150ZM162 134H164V133H162ZM174 134V133H173ZM202 134V133H201ZM251 134V133H250ZM261 135H264V134H262V132L260 133ZM260 134H259V136H260ZM11 135H14V134H11ZM19 137H21L19 134H17ZM16 135V136H17ZM27 134H25V136L24 137H27L26 136ZM50 135V136H51ZM54 135H55V133H54ZM134 135V134H133ZM154 135V134H153ZM152 135V136H153ZM167 135V134H166ZM240 135V134H239ZM256 135H258L257 133H256ZM3 136V135H2ZM10 136V135H9ZM8 136V137H9ZM15 136V135H14ZM14 136L13 137H11V138H14ZM36 136H39V135H36ZM43 136V135H42ZM42 136H40V137H42ZM59 138H58V137ZM76 136V135H75ZM78 136H79V134H78ZM126 136H127V134H126ZM129 136V135H128ZM145 136H146V134H145ZM147 136H148V134H147ZM147 136L145 137V138H143L144 140L145 139H148L147 138ZM169 136H170V134H169ZM200 136V135H199ZM213 136V135H212ZM229 136V135H228ZM259 136H257V137H259ZM7 137V136H6ZM18 137V138H19ZM98 137V136H97ZM130 137V136H129ZM168 137V136H167ZM174 137V136H173ZM216 137V136H215ZM263 138H264V136H262ZM262 137H260V138H262ZM3 138V137H2ZM5 138V137H4ZM22 138V137H21ZM28 138V137H27ZM30 138V137H29ZM28 138V139H29ZM34 138V137H33ZM36 138V137H35ZM43 138V137H42ZM41 138V140H44V139H42ZM55 138H53V139H55ZM64 138V139H65ZM74 138V137H73ZM79 138V137H78ZM139 139V141H141V139L139 138V137H136L135 139ZM151 138V137H150ZM159 138V137H158ZM171 138V137H170ZM169 137H168V139H170ZM193 138V137H192ZM209 138V137H208ZM213 138V137H212ZM249 138V137H248ZM9 139V138H8ZM15 139H16V137H15ZM15 139H13V141L15 140ZM26 139V138H25ZM39 139V138H38ZM51 139V138H50ZM96 139V138H95ZM134 139V138H133ZM137 139V140H138ZM142 139V140H143ZM156 139H157V137H156ZM165 139V138H164ZM163 139V140H164ZM183 139H185V138H183ZM205 139H206V137H205ZM215 139V138H214ZM254 139L256 140V138H255V136H254ZM11 139H9V141H10ZM32 140H34V139H32ZM40 140V141H41ZM49 140V139H48ZM148 140H150V139H148ZM153 140H155V139H153ZM163 140H162V143H163ZM166 140H167V138H166ZM203 140H204V138H203ZM258 140V139H257ZM256 140V141H257ZM264 140V139H263ZM6 138L3 140V142H5V144L7 145H9V143H12V142H9ZM16 141H19V139L18 140H16ZM27 141V140H26ZM37 141H39V140H37ZM109 141V140H108ZM129 141V140H128ZM127 141V142H128ZM161 141V140H160ZM168 141V140H167ZM208 141V140H207ZM249 141V140H248ZM9 142V143H8ZM23 141H21V142H17V143H12V148L11 147H8V150H10V149H13L15 146H18V147H20V145H22L21 143H22ZM27 142H29V141H27ZM26 142V143H27ZM31 142V141H30ZM35 142V141H34ZM46 142H48V144L46 143ZM111 142V141H110ZM132 142V141H131ZM142 142V141H141ZM145 142H147V140L145 141ZM153 142H156V143H158V149H161V148H163V147H160L161 145H162V143L161 142H159V140H158V142H157V140L156 141H153ZM178 142H180V143H178ZM200 142H201V140H200ZM199 142V144H198V141L197 142H192L191 144H192V146L190 145V143H186L185 142V140H182V142L181 141H179V140H177V138L175 139H170V141L168 142V143H165V145H167V146H169V148L170 149H172V151L173 150H175L176 149V151L178 152V153H180V152H185V153H191V155H192V151H191V149L192 148H195V151L197 150V153L201 150V151H203V149L205 150V153H207L206 152V150H208L209 152V155H218L217 153V150H218V147H216L215 145V147L213 146H208L209 144H207V145H205V144H203V145H201V143ZM252 142V141H251ZM258 142V141H257ZM98 143V142H97ZM125 143V142H124ZM130 143V142H129ZM135 143H136V141H135ZM149 143H150V141H149ZM155 143V144H156ZM260 143V142H259ZM264 143V142H263ZM44 146H43V149H44V151L46 152V153H48V154H50L51 152H55V151H58V154H60L61 153V147L59 146V145H53L52 147H51V145H50V143H49V141H45L44 143ZM103 144V143H102ZM128 144V143H127ZM141 144V143H140ZM142 144H146V145H148V143H142ZM141 144V146H143ZM151 144H152V138H151ZM151 144H150V146H151ZM155 144H153L152 145V147L155 145ZM212 144V143H211ZM215 144H217V143H215ZM11 145V144H10ZM136 145H138V144H136ZM163 145H164V143H163ZM194 145H196L195 147H193ZM213 145V144H212ZM218 145H219V143H218ZM140 146V147H141ZM149 146V147H150ZM157 146V145H156ZM176 146H180V147H176ZM113 147V146H112ZM129 147V146H128ZM137 147V146H136ZM139 147V146H138ZM148 147V146H147ZM197 147V148H196ZM10 148V149H9ZM21 148V147H20ZM132 148H133V144H132ZM107 149V148H106ZM135 149V148H134ZM157 149V148H156ZM166 149H168V148H166ZM220 149V151H222L221 149L222 148H219ZM225 149V148H224ZM147 150V149H146ZM152 150H154V148H152L151 150H150V152L152 151ZM194 150V149H193ZM13 151V150H12ZM11 151V152H12ZM136 151V150H135ZM140 151V150H139ZM148 151H149V149H148ZM159 151L160 150H158V153H159ZM171 151V153H170V150L168 149V152L170 153L169 155H171L174 159H175V157L173 156V152ZM224 151V150H223ZM222 151V152H223ZM232 151V150H231ZM241 151V150H240ZM128 152V151H127ZM154 151H152V153H153ZM156 152H157V150H156ZM156 152H154V153H156ZM163 152H165V153H167V150L166 151H163ZM163 152H161L160 151V153L161 154H163V156H164V153ZM175 152V151H174ZM194 152V151H193ZM204 152V151H203ZM202 152V153H203ZM228 152V151H227ZM230 152V151H229ZM228 152V153H229ZM147 153V152H146ZM153 153V154H154ZM177 153V154H178ZM195 153V152H194ZM193 153V154H194ZM202 153H200V154H202ZM207 153V154H208ZM219 153H221V152H219ZM235 153V152H234ZM233 153V154H234ZM12 154V153H11ZM10 154V155H11ZM168 154V153H167ZM196 154V153H195ZM200 154L199 155H196L195 157L197 158V156H200ZM222 154V153H221ZM124 155V154H123ZM123 155H122V157H123ZM148 155V154H147ZM160 155V154H159ZM166 155V154H165ZM179 155V154H178ZM182 155V154H181ZM190 154H189V157L191 156ZM202 155H204V154H202ZM211 156V157H209L210 159L212 158L213 160H215L216 159V157H214V156ZM225 155H226V152H225ZM149 156V155H148ZM147 156V157H148ZM154 156V155H153ZM171 156L170 157H168V158H171ZM220 156V155H219ZM229 156H231V154H228V157ZM235 156V155H234ZM166 157V156H165ZM164 157V158H165ZM195 157H193V159L195 158ZM204 157V156H203ZM202 157V158H203ZM208 157V156H207ZM206 157V158H207ZM222 156H220V158H221ZM238 157H240V156H238ZM138 158V157H137ZM158 158V157H157ZM163 158V157H162ZM173 158H171V159H173ZM178 158V156L176 157V159ZM180 158H183L182 156L180 157ZM180 158H178L179 160H180ZM191 158V157H190ZM195 158V159H196ZM201 158V157H200ZM202 158H201V160H202ZM206 158H204L205 160H203V161H206L205 163L207 164V163H209L210 164V162H211V160L210 159H207L206 160ZM217 158H218V156H217ZM220 158H219V160H220ZM223 158V157H222ZM230 158V157H229ZM129 159V158H128ZM159 159H161V157L159 158ZM166 159V158H165ZM175 159V160H176ZM192 159V158H191ZM198 159V158H197ZM224 159H226V157H224L223 158V160ZM231 159H232V157H231ZM233 161H235L236 159L233 157ZM130 160V159H129ZM145 160V159H144ZM155 160V159H154ZM170 160V159H169ZM182 160V159H181ZM200 160V161H201ZM209 160H210V162H209ZM219 160H217V161H219ZM222 160V159H221ZM220 160V161H221ZM227 160H229V159H227ZM256 160V159H255ZM134 161V160H133ZM185 161V160H184ZM199 161V160H198ZM197 161V162H198ZM225 161V160H224ZM237 161H239V160H237ZM236 161V162H237ZM137 162V161H136ZM139 162V161H138ZM137 162V163H138ZM151 162V161H150ZM170 162V161H169ZM168 162V163H169ZM176 162H177V160H176ZM189 162V161H188ZM222 162V161H221ZM225 162H227V161H225ZM230 162V160L228 161V163ZM141 163V162H140ZM171 163V162H170ZM178 163V162H177ZM213 163V162H212ZM217 162H215V163H213V164H216ZM223 163V162H222ZM221 163V164H222ZM227 163V164H228ZM240 163V161L238 162V164ZM245 163V162H244ZM180 164H181V162H180ZM185 164V163H184ZM183 163H182V165H184ZM198 164H202L201 162L200 163H198ZM207 164V171L206 172H209V173H206V174H210V176L212 177V179H213V182H212V184L214 183V184H216L217 185V187H219L220 189L222 188L220 185H223V186H225L226 184H227V182L219 175V174H216L215 173V175H213L214 173H213V171H211L212 170V164ZM221 164H216V167H218V165H219V167L221 166ZM232 163H230V165H228V166H230V168H231V165ZM234 164H237V163H234ZM247 164V163H246ZM133 165V164H132ZM181 165V166H182ZM205 165V164H204ZM203 165V166H204ZM223 165V164H222ZM225 165V164H224ZM223 165V166H224ZM253 165V164H252ZM259 165V164H258ZM135 166V165H134ZM137 166V165H136ZM134 167V168H137V167ZM179 166V165H178ZM215 166V165H214ZM225 166H227V165H225ZM224 166V167H225ZM227 166V167H228ZM235 166H237V165H235ZM241 167H242V164L240 165ZM243 166H245V165H243ZM148 167V166H147ZM158 167V166H157ZM215 167V168H216ZM237 167H239V166H237ZM246 167V166H245ZM1 168V167H0ZM144 168V167H143ZM186 168V167H185ZM221 168V167H220ZM219 168V169H220ZM230 168H228V169H230ZM234 168H235V170H234ZM232 167L231 169H232V172L233 171H237L236 170V167ZM247 168V167H246ZM253 168V167H252ZM155 169V168H154ZM159 169V168H158ZM163 169V168H162ZM201 169V168H200ZM221 169H224V168H221ZM254 169V168H253ZM256 169V168H255ZM254 169V170H255ZM1 170V169H0ZM135 170V169H134ZM137 170V169H136ZM217 170V169H216ZM226 170H227V168H226ZM242 170V169H241ZM250 170V169H249ZM254 170L253 171H251V172H254ZM2 171L4 172V173H6L7 175H9V176H13V177H15V175L13 174V173H10V172H8V171H5V170H3L2 169ZM140 171V170H139ZM189 171V170H188ZM191 171V170H190ZM231 171V170H230ZM243 171V170H242ZM138 172V171H137ZM150 172V171H149ZM160 172V171H159ZM195 172V171H194ZM198 172V171H197ZM201 172V171H200ZM250 172V173H251ZM203 173V172H202ZM213 173V174H212ZM228 173V172H227ZM233 173H235V172H233ZM238 173V172H237ZM239 173H240V169H239ZM250 173H248V175H247V177L249 178V177H252L251 176V174ZM256 174H258V171H256L255 172ZM140 174V173H139ZM155 174V173H154ZM161 174V173H160ZM165 174V173H164ZM195 174V173H194ZM205 174V175H206ZM229 174V173H228ZM230 174H231V172H230ZM236 174V173H235ZM250 174V175H249ZM204 174H202V175H200V176H203ZM208 175H206V176H208ZM237 175V174H236ZM235 175V177H236V183H239V184H237V185H240V187L239 188H237V190L238 191H241V192H245L246 191V186H244L243 185V181H242V178L244 177V179L246 180V178L247 177H245V174H239V175H237L236 176ZM254 175V174H253ZM134 176H135V174H134ZM137 176V175H136ZM165 176V175H164ZM264 176V173H260V174H258V175H256V176H254V177H256V178H251L253 181H255L256 182V184L255 185H257L256 186V188L255 189H250L251 190V192H250V190L248 189V191L250 192L249 193V195L251 194V197L249 196L248 198V200L249 201H247L246 200V198H247V196L243 199V197L242 198H239V199H242V200H244V201H242V202H245L246 204H243V205H245V207H249V209L250 208H252V209H254V210H258L257 209V207H259V206H263L262 208H264V185H262V186H260L261 184L259 183L260 181L259 180H261L260 179V177H263ZM197 177H199V176H197ZM16 178H18V179H20L21 181H24V182H28V183H30V184H32V185H36V186H41L40 184H38V183H36V182H34V181H30V180H28V179H26V178H22V177H20V176H16ZM157 178V177H156ZM185 178V177H184ZM200 178V177H199ZM204 179H206L205 178V176L203 177ZM208 178V177H207ZM210 178V177H209ZM135 179V178H134ZM163 179V178H162ZM161 179V180H162ZM191 179V178H190ZM208 179H206V181H207ZM139 181V180H138ZM212 181V180H211ZM261 181H263V180H261ZM136 182V181H135ZM164 182V181H163ZM167 182V181H166ZM177 182V181H176ZM200 182V181H199ZM210 182V181H209ZM254 182V183H255ZM144 183V182H143ZM191 183V182H190ZM159 184V183H158ZM181 184H182V181H181ZM199 184V183H198ZM213 184V185H214ZM260 184V185H259ZM138 185V184H137ZM186 185V184H185ZM184 185V188L186 187ZM187 185H188V182H187ZM192 185V184H191ZM208 185H209V183H208ZM166 186H168L167 184H166ZM171 186V185H170ZM227 186V185H226ZM188 187V186H187ZM192 187H193V185H192ZM192 187L191 186H189L188 187V189L187 190H189V192H190V194L188 195V192H187V195L189 196V197H184V199H183V201L186 199V201H187V198H188V201L189 202H193L194 204H199V205H204L205 207H207V208H209V205H211L212 203L209 201H206L205 202V200H204V197L202 198V196L201 195H199V194H201V193H194L195 191L197 192V190H193L194 188L196 189V187L194 186V188L192 189ZM198 187V186H197ZM211 187V186H210ZM208 188V190H206L207 192H209V193H214V190H213V188H215L214 186H213V188ZM229 187V186H228ZM45 187H43V189H44ZM148 188V187H147ZM199 188V187H198ZM248 188V187H247ZM153 189V188H152ZM180 189V188H179ZM181 189H182V187H181ZM203 189V188H202ZM217 189V188H216ZM230 189H231V187H230ZM46 190H48L49 191V189L47 188ZM144 190V189H143ZM167 190V189H166ZM178 190V189H177ZM199 190V189H198ZM229 190V189H228ZM181 191V190H180ZM224 191V190H223ZM232 191V190H231ZM238 191L236 192V193H238ZM182 192H183V190H182ZM186 192V191H185ZM193 192V193H192ZM199 192V191H198ZM201 192V191H200ZM203 192V191H202ZM219 192V191H218ZM226 192V191H225ZM247 192V191H246ZM245 192V195L246 194H248V192L246 193ZM179 193V192H178ZM217 193V192H216ZM180 194V193H179ZM182 194V193H181ZM185 195H186V193H184ZM160 195V194H159ZM183 195V194H182ZM181 195V196H182ZM186 195V196H187ZM209 195V194H208ZM164 196V195H163ZM162 196V197H163ZM176 196V195H175ZM184 196V195H183ZM182 196V197H183ZM203 196H205V195H203ZM210 196V195H209ZM234 196V195H233ZM238 196L239 195H237V198H238ZM177 197V196H176ZM206 197V196H205ZM65 198L70 202V203H72L73 205H75L77 202H80V201H78L77 199H74V198H72V197H69V196H65ZM165 198V197H164ZM210 199V198H209ZM251 199V200H250ZM206 200H208V199H206ZM233 200V199H232ZM238 200V199H237ZM246 200V201H245ZM185 201V202H186ZM187 201V202H188ZM236 201V200H235ZM241 201V200H240ZM239 201V202H240ZM232 202V201H231ZM234 202V201H233ZM237 202V201H236ZM82 203V205H84L85 207H87V208H89V209H91V210H95L96 212H99V214L102 216V217H105V219L106 220H108V221H110V222H117V223H120L121 225H123V226H126L127 228H130L131 230H132V233H134V234H136V233H139V234H147V235H150L151 237H153V238H155V239H157L158 241H159V245H155L154 247H152L151 249L150 248H148V245H145V243H143L141 240H140V238L138 237V236H133L131 239H126V240H117L118 242L115 244L116 245V247H123L124 246V249L126 248V246H131L130 248H132L133 250V254L135 253V255H133L134 256V258H133V256L131 257V259H133V261H134V263L135 264H162V263H164V264H173L174 263V260L175 259H177V261H180V263L181 264H183L185 261H186V259H185V257H183V256H181V257H179L178 256V252L177 251H175L174 249H173V247H176V248H182L181 247V245L182 246H185L184 244H182V243H180V242H178L176 239H173V238H170L169 236H167V235H163V234H161V233H159V232H156V231H153V230H150V229H147V228H145V227H143L142 225H138V224H135V223H133V222H131V221H128V220H126L125 218H123V217H121V216H119V215H117V214H115L114 212H110V211H107V210H103V209H100V208H98V207H96V206H93V205H90V204H87V203H84V202H81ZM117 203V202H116ZM179 203V202H178ZM181 203V202H180ZM228 203V202H227ZM235 203V202H234ZM167 204V203H166ZM232 204V203H231ZM236 204V203H235ZM237 204H239L238 202H237ZM249 204V205H248ZM254 204H256V207H255V205ZM212 205H214V203L212 204ZM212 205H211V207H212ZM240 205V204H239ZM238 205V206H239ZM243 205L242 206H239V207H243ZM251 205V206H250ZM258 205V206H257ZM231 206H233V205H231ZM235 207L234 208H236V205H234ZM214 207V206H213ZM217 207V206H216ZM150 208V207H149ZM238 208V207H237ZM261 208V207H260ZM261 208V209H262ZM241 209V208H240ZM245 209V208H244ZM212 211L213 210H211V213H212ZM218 211V210H217ZM224 211V210H223ZM233 211V210H232ZM235 211V210H234ZM242 211V210H241ZM214 212V211H213ZM244 212H245V210H244ZM258 212H261V210L259 209L258 210ZM263 212V211H262ZM215 213V212H214ZM225 213H226V211H225ZM240 213V212H239ZM247 213H248V211H247ZM213 214V213H212ZM218 214H219V212H218ZM242 214H243V211H242ZM264 214V213H263ZM238 215H241V213L240 214H238ZM244 215H245V213H244ZM247 216H249L248 214H246ZM100 216V217H101ZM209 216L210 215H206L205 216V219H206V217L207 218H209ZM214 216V215H213ZM242 216V215H241ZM244 217V218H248V217ZM255 216V215H254ZM215 217V216H214ZM53 218H55V217H53ZM217 218V217H216ZM218 218H220L221 219V217H218ZM251 218V217H250ZM253 218V217H252ZM251 218V219H252ZM255 218V217H254ZM98 219V218H97ZM204 219V218H203ZM202 219V220H203ZM251 219H249L250 221L248 222V225H250V222L252 221ZM207 220V219H206ZM244 220V219H243ZM260 220V219H259ZM209 221V220H208ZM247 221H248V219H247ZM255 221V220H254ZM258 221V220H257ZM202 222V221H201ZM206 222V221H205ZM259 222V224H258V226L261 224V223H263V222H261V220L260 221H258ZM261 222V223H260ZM56 223H57V220H51L49 223H48V225L46 226V225H42V226H40V224H38L39 225V228L38 229H35V226H28V227H25V228H23V229H20V231H19V233L18 234H20L19 236H25L26 235V237L25 238H23V240H22V238H21V240H20V243H16V245H15V243L14 242H12V239H11V237L15 234V232H17V229H15V228H12V227H8V226H4V228L2 227V225H1V227H0V264H10V263H14V264H69V263H67L66 262V260H69L68 258H70V253H71V251L73 250L74 252L73 253H76L77 254V252L79 251V253H80V251H81V253H82V251H84V249L85 248H87L88 246H89V244H90V242H93V244H94V242H95V244H96V237L95 238H93V235L91 234V233H89V237L90 238H87V242L85 243H81V242H79L78 240H79V238L78 237H76L77 239H76V243H75V241H73V237H75V235L76 234H74L75 233V231L73 232V225H74V222L73 223H71V221H69V220H66L65 221V224H64V228H61V229H59L58 228V225H56ZM236 223H237V221H236ZM245 223H247L246 221L243 223L244 224V226L245 227H247V229L249 228V226H246L245 225ZM234 224V223H233ZM5 225V224H4ZM206 225V224H205ZM75 226V225H74ZM243 226V227H244ZM252 226H254V227H252ZM255 224L253 225H251L250 226V228L252 227L253 229L252 230H254V228H255ZM258 226H256V228H259ZM264 226V225H263ZM6 227V228H5ZM41 227V228H40ZM98 228H100V223H99V225H98V223L96 224V225H94V227H93V229L91 230V231H94V230H96V229H98ZM103 228V231L104 230H106V229H108L107 227H102ZM249 228V229H250ZM261 228H262V226H261ZM249 229H248V231H249ZM264 229V228H263ZM131 230H130V232H131ZM227 230V229H226ZM245 230H246V228H245ZM256 230V229H255ZM260 230V229H259ZM258 230V231H259ZM247 231V233H249ZM262 230H260L258 233H260V235H261V233L264 231H262ZM31 232V233H30ZM112 232V231H111ZM251 232V231H250ZM256 232V231H255ZM14 233V234H13ZM230 233V232H229ZM228 233V234H229ZM111 234V233H110ZM255 234H257V232L255 233ZM27 235H29V236H27ZM120 235V234H119ZM231 235V234H230ZM230 235H228V236H230ZM262 235H264V233H262ZM261 235V236H262ZM110 236V235H109ZM112 236V235H111ZM115 236V235H114ZM118 236V235H117ZM121 236V235H120ZM126 237V236H125ZM235 237V236H234ZM262 237H264V236H262ZM27 238V239H26ZM120 238V237H119ZM229 238V237H228ZM230 238H232V237H230ZM40 239V241H39V243H38V240ZM108 239V238H107ZM123 239H124V236H123ZM236 239V238H235ZM16 240H18V239H16ZM90 241V242H89ZM112 241V240H111ZM238 241V240H237ZM242 241V240H241ZM19 242V241H18ZM29 243V245H26V243ZM35 243H37V244H35ZM113 243V242H112ZM109 244V243H108ZM103 245V244H102ZM107 245V244H106ZM119 245V246H118ZM171 245L173 246V247H171ZM95 247V246H94ZM98 247V246H97ZM103 247V246H102ZM107 247V246H106ZM113 248V247H112ZM188 248V247H187ZM190 248V247H189ZM89 249H91V248H89ZM93 249V248H92ZM96 249V248H95ZM109 249H111V248H109ZM114 250H115V248H113ZM118 249V248H117ZM124 249H122V250H124ZM127 249H129L128 247H127ZM184 249H186V248H184ZM76 250H78V251H76ZM107 250V249H106ZM113 250V251H114ZM120 250V249H119ZM118 250V251H119ZM188 250V249H187ZM190 251H192V250H195V252H197V253H199V254H202V255H204V256H207L208 258H210V259H213V260H216V261H218V263H220V264H231V263H229V262H227V261H225V260H223V259H221V258H219V257H216V256H214V255H211V254H209V253H206V252H203V251H199V250H197V249H193V248H190L189 249ZM86 251V250H85ZM99 251V250H98ZM98 251H96V252H98ZM116 251V250H115ZM118 251H116V253H119ZM124 251H127V250H124ZM107 252V251H106ZM111 252V251H110ZM114 253V252H113ZM112 253V254H113ZM115 253V254H116ZM120 253H121V250H120ZM72 254V253H71ZM96 254V253H95ZM103 254V253H102ZM122 254H123V252H122ZM121 254V255H122ZM125 254V255H124ZM123 254V256H125V257H123V258H125L126 259V257H128L129 258V260H128V258H127V260H124L125 262H122L123 260L121 259V260H119L118 259V262L119 261H121L122 263L121 264H126V262H129V261H131V259H130V257H129V255L130 254H127V252H125ZM72 255H74V254H72ZM83 255V254H82ZM106 255V254H105ZM118 255H120V254H118ZM117 255V256H118ZM120 255V256H121ZM77 256H78V254H77ZM77 256H75L76 257V259H77ZM74 257V256H73ZM72 257V258H73ZM75 257H74V260H75ZM121 257V258H122ZM81 257H79V259H80ZM84 259H86L85 257H84ZM102 259V258H101ZM105 259V258H104ZM113 260H115V262H117V260H116V256H115V259L113 258ZM113 260H111V264H112V262H113ZM73 261V259L71 260V262ZM76 261H78V260H76ZM86 261V260H85ZM74 262V261H73ZM84 262V261H83ZM104 262V261H103ZM145 262H147V263H145ZM76 263V262H75ZM86 263H90V262H86ZM105 263V262H104ZM110 263V262H109ZM188 262L186 261L184 264H187ZM71 264H74V263H71ZM81 264V263H80ZM84 264V263H83ZM93 264V263H92ZM117 264V263H116ZM131 264V263H130ZM178 264V263H177Z\"/></svg>",
	"mask_w": 264,
	"mask_h": 264
},
{
	"label": "water",
	"instance_id": "3",
	"mask_svg": "<svg viewBox=\"0 0 264 264\" xmlns=\"http://www.w3.org/2000/svg\"><path fill=\"white\" fill-rule=\"evenodd\" d=\"M92 221H93V218L90 217V219H89L88 222H87V226H86L85 229H87V227L92 223ZM98 225H99V223H98ZM85 229H84V230H85Z\"/></svg>",
	"mask_w": 264,
	"mask_h": 264
}]
</instances>
